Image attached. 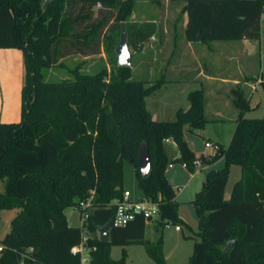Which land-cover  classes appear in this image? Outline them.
Listing matches in <instances>:
<instances>
[{
	"label": "trees",
	"instance_id": "trees-1",
	"mask_svg": "<svg viewBox=\"0 0 264 264\" xmlns=\"http://www.w3.org/2000/svg\"><path fill=\"white\" fill-rule=\"evenodd\" d=\"M44 1L0 0V48L20 49L25 66L21 121L0 122V210H17L0 238V264H80L71 248L79 244L82 229L68 224L65 209L91 190L86 224L88 245L95 247L89 252L91 263L125 264V251L114 260L111 246L141 243L155 264H166L161 236L155 242L145 239L148 219L143 214L123 227H111L108 242L96 230L115 214L114 201L124 190V161L135 169L140 194L158 203V224L181 222L165 177L164 141H174L180 154L175 161L193 171L194 154L182 132L184 125L194 131L210 121L204 92L190 91L189 107L178 108L174 120L162 121L152 117L146 98L166 80L134 79L131 64L118 66L114 60L110 72L84 73L82 61L69 69V78L46 80L45 69L62 67V60L74 53L89 56L103 48L114 58L112 26L120 28L123 22L128 44L136 47L156 33V25L128 21L136 0H49L43 7ZM184 1L188 41L260 37L264 0ZM260 86L264 93V79ZM230 97L238 116L229 143L217 142L212 156L199 158L202 164L223 158L224 165L206 173L191 200L200 239L189 264H264V116H244L250 107L239 85L231 88ZM142 143L151 160L146 177L137 166ZM233 164L241 167V176L225 199Z\"/></svg>",
	"mask_w": 264,
	"mask_h": 264
},
{
	"label": "rangeland",
	"instance_id": "rangeland-1",
	"mask_svg": "<svg viewBox=\"0 0 264 264\" xmlns=\"http://www.w3.org/2000/svg\"><path fill=\"white\" fill-rule=\"evenodd\" d=\"M145 1L148 0H136L133 13L137 17L142 11L151 12L157 5L151 4ZM97 7H94V14H97ZM130 22L139 24L138 18H129ZM106 30V29H105ZM108 33L109 31L106 30ZM112 32L114 34V50L119 41L120 28L112 26ZM111 32V33H112ZM253 45V54L247 55L249 61L253 64L251 71L254 77H258L260 71L264 75V21L261 20V36L258 39H251ZM132 52L131 58V69L132 77L134 79H142L138 74L137 65L139 59L142 58L144 53H147L144 47V43L140 46L129 45ZM149 47V46H148ZM18 49V48H17ZM22 53V52H21ZM147 55V54H146ZM5 72H3V84H4V94H5V113L8 111L9 115L14 113V107L17 108V119L13 122L18 123L21 121V89L24 83L25 77V66L23 58L6 59ZM116 61V56L114 58L107 54L106 51L101 48L100 52L97 54L82 56L78 53L71 54L65 57L62 61L64 65L62 67H52L50 69L44 70L45 79L48 81H58L61 79L69 78V69L77 65V63L82 62L80 65V71L84 73H94L102 68H106L109 72L112 67L113 61ZM262 66H261V65ZM159 79V76L156 77ZM154 81V80H153ZM244 95L246 98L250 99V104L254 105L259 102V105L254 109H251L245 113V117L248 118H260L264 116V94L261 90L254 92L250 86L245 85L242 87ZM157 91V90H156ZM155 91V92H156ZM154 92V94H155ZM252 96V97H251ZM185 97L179 95L177 97H168L163 104H159V114H155V117L163 120L170 121L175 119V108L184 105ZM186 101V100H185ZM150 109H152L150 105ZM231 109L234 106L229 103V108L224 109V114L226 116H231ZM213 112L207 111L205 113L208 121L202 129H200L199 134H194L190 131L186 125L183 126L182 136L183 139L188 143L189 147L193 151L194 160L200 158L202 154H206L210 151L209 148L205 147L204 143L208 139L218 141L223 147L227 146L231 135L233 133V128L235 127V122L227 120L225 122H214ZM172 139H166L164 141V150L167 155V165L165 169V177L169 185L173 188L175 192V201L178 205L177 215L181 222L173 223L171 221L163 220L161 225L156 221L157 217H154L152 221H148L145 227V239L150 242H155L159 236L162 238V253L165 258L166 264H189L190 257L193 253L195 241L199 240L200 237L197 235L199 230V217L195 210L194 204L191 200L195 197L197 191L202 187L203 180L206 173L210 169H220L224 165L223 158L217 160L212 167L203 165L198 173L192 175L191 170L182 167L181 162L175 161L179 158L180 154L175 147V143ZM169 163L172 166L169 167ZM241 173V167L237 164H233L229 167L228 178L226 182V193L225 196H229L234 182L239 179ZM181 188L180 190L178 189ZM123 188L128 189L134 199H140L142 195L139 192L137 185V175L134 167L130 162H123ZM0 189H3V183H0ZM14 210H0V238L9 231L10 219L16 213ZM65 214L68 223L71 226H79L80 221L78 219L79 212L73 206L67 207L65 209ZM179 225L181 230L177 231L175 226ZM123 251H125V264H155V262L146 253L145 245L141 243H133L126 245L125 247L113 245L110 248V256L114 260H119L123 256Z\"/></svg>",
	"mask_w": 264,
	"mask_h": 264
},
{
	"label": "crops",
	"instance_id": "crops-1",
	"mask_svg": "<svg viewBox=\"0 0 264 264\" xmlns=\"http://www.w3.org/2000/svg\"><path fill=\"white\" fill-rule=\"evenodd\" d=\"M147 2L157 5V7L151 12L149 10L142 11L138 17L132 13L131 17L133 19L138 18L140 22H154L156 25V33L144 42L147 53L142 55L137 65L138 74L142 79L153 81L159 76V78L163 77L166 80L155 94L146 98L147 109L152 117L155 120H160L155 117V114L160 109L159 104L162 105L167 96L177 97L181 95L185 97L184 105L176 107V112L178 108L187 109L189 107L187 95L190 91L201 89L205 96L204 111L205 113L209 110L213 112L212 121L225 122L231 120L235 122L238 116V110L235 107V111L231 109L232 114L230 117L224 114V109L229 108L231 101V88L239 85L242 89L243 86L248 85L254 92L259 89L263 93L260 86L261 80L264 79L263 72L260 71L259 76L254 77L251 71L253 64L247 58L248 54L250 56L253 54L254 49L251 45L253 41L251 39L218 40L210 43L201 40L188 41L184 33L186 14L181 12L185 4L184 0L145 1L146 4ZM96 7L98 8L99 5L97 4ZM21 52L17 48H0V122H13L17 119L16 107H14L15 110L12 115H9L8 111L5 113V94L2 78L4 76L3 72H5L6 59H11L13 56L18 59L23 58ZM249 77H251L250 80H248ZM250 99L247 98L249 110L259 105V102L254 105L250 104ZM150 105L152 109H150ZM192 132L199 134L200 130ZM174 145L176 147V144ZM211 153L210 150L205 155ZM214 163L202 164L197 171H192L191 174L198 173L203 165L212 167ZM178 189L181 188L178 187ZM225 193L226 189L224 198L228 199L230 195L225 196ZM77 227H80V225Z\"/></svg>",
	"mask_w": 264,
	"mask_h": 264
},
{
	"label": "built area",
	"instance_id": "built-area-1",
	"mask_svg": "<svg viewBox=\"0 0 264 264\" xmlns=\"http://www.w3.org/2000/svg\"><path fill=\"white\" fill-rule=\"evenodd\" d=\"M262 21H264V12L262 15ZM205 147L211 150L210 155L212 156L218 149L219 145L217 142L207 140L204 143ZM182 167L187 169L186 162H181ZM202 165L200 159L193 161V171H197ZM172 166V163L168 165ZM94 191H90V195L83 200H80L75 206L79 212L78 219L80 221V228L82 229V235L79 244L71 248L72 254L79 255L80 264H93L91 263V258L89 252L94 250L95 247L88 245L89 234L86 235V224L89 217V212L92 208V198ZM115 203V214L111 219V227H123L129 221L133 220L137 214H143L146 218L151 216L152 218L157 217L159 213L158 203L151 201L149 198L142 196L140 199L132 198V195L128 189H124L121 197L114 201ZM177 231L181 230L179 225L175 226ZM88 233V232H87ZM96 236L99 238L98 231L96 230ZM1 249V246H0ZM20 264H25L23 260L20 261Z\"/></svg>",
	"mask_w": 264,
	"mask_h": 264
},
{
	"label": "water",
	"instance_id": "water-1",
	"mask_svg": "<svg viewBox=\"0 0 264 264\" xmlns=\"http://www.w3.org/2000/svg\"><path fill=\"white\" fill-rule=\"evenodd\" d=\"M49 0H45L43 7L46 6ZM201 39V38H199ZM115 56H116V64L118 66H130L132 52L130 50L128 44V33L126 27L123 22L120 23V35L117 46L115 47ZM137 166L138 171L141 177H146L150 171L151 160L148 145L146 143H142L139 148L138 156H137ZM148 221L152 220L151 216L147 217ZM111 228V220H109L105 225L98 227L97 231L99 234V239L103 242L109 241V230ZM88 235L87 232H85Z\"/></svg>",
	"mask_w": 264,
	"mask_h": 264
}]
</instances>
